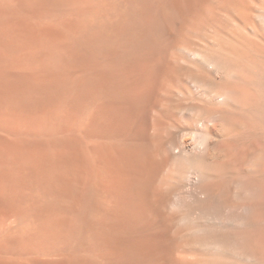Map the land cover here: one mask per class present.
<instances>
[{"label":"bare ground","instance_id":"1","mask_svg":"<svg viewBox=\"0 0 264 264\" xmlns=\"http://www.w3.org/2000/svg\"><path fill=\"white\" fill-rule=\"evenodd\" d=\"M0 264H264V0H0Z\"/></svg>","mask_w":264,"mask_h":264}]
</instances>
